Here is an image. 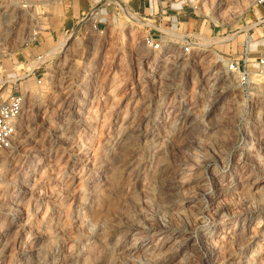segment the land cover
Listing matches in <instances>:
<instances>
[{
	"label": "rangeland",
	"instance_id": "obj_1",
	"mask_svg": "<svg viewBox=\"0 0 264 264\" xmlns=\"http://www.w3.org/2000/svg\"><path fill=\"white\" fill-rule=\"evenodd\" d=\"M21 1L40 21L29 44L14 30L0 41V92H29L0 154V264H264V159L247 150L264 141V44L249 55V88L226 68L246 36L264 41L261 5L186 0L162 14L153 2L152 15L121 0L91 30L100 0ZM131 134V191L110 193Z\"/></svg>",
	"mask_w": 264,
	"mask_h": 264
},
{
	"label": "bare ground",
	"instance_id": "obj_2",
	"mask_svg": "<svg viewBox=\"0 0 264 264\" xmlns=\"http://www.w3.org/2000/svg\"><path fill=\"white\" fill-rule=\"evenodd\" d=\"M1 1V5H3V7H5V10L2 14V23H4V25H2L1 27V31H0V41L2 42L1 45L5 46V42L6 39H8L10 37L11 34L15 33L16 34V38L18 39V42L21 44H29L30 41H32V39L34 38V36L36 35V24L37 22L40 21V17L38 16V8L37 6H35V10H23L25 8H27V5L23 6L21 5L23 2H19L18 0H0ZM10 2V5L6 4ZM9 1V2H8ZM17 2L18 5L20 6H15L14 2ZM59 0H51L48 1L47 6L49 5H55ZM27 3H30L29 0H27ZM127 16L132 17L134 14L133 9H130V11L125 13ZM133 21L139 23V24H144L143 21H141L140 19L135 17H132ZM93 21L90 22V29L92 30L93 27ZM26 28H28L29 31H27V35H25L24 33L26 32ZM248 28V27H247ZM14 32L12 33L11 31ZM8 33V35H6ZM6 35V36H5ZM15 38V37H14ZM16 39V40H17ZM217 39V38H216ZM15 40V39H14ZM15 40V41H16ZM209 41V38H206L205 41ZM212 40V39H211ZM215 40V39H214ZM15 43V42H14ZM204 43V42H203ZM210 43V42H209ZM217 43H219L218 39H217ZM63 45L66 47L68 46L67 44L63 43ZM19 46V45H18ZM71 44L68 46V49L70 50L71 48ZM65 50V49H64ZM63 50V51H64ZM2 52H0V56H1ZM52 54V53H51ZM12 81H16L15 78H13ZM29 85H26V88ZM217 91V89H213V93L215 94ZM10 92L9 88H5L4 90H2L0 92V104L3 102V100L6 98V96L8 95V93ZM22 97H23V106H22V110L25 106V102H26V98H27V92L26 90L22 91ZM33 98V95H30V98ZM21 118V116H20ZM19 118V121H20ZM189 118H187L188 121ZM20 123V122H19ZM59 132H61V134L64 132L63 129L59 128L58 130ZM18 132V131H17ZM137 140V135H128L125 137L122 146L120 148L119 151V157H118V177L114 180V179H110V181L107 182L108 184V191H110V193L112 192H122V194H128L131 191V185L129 183H126V176H131L134 174V168L132 165V156L129 154V149H131L132 145H134V143H136ZM148 145V144H147ZM133 149V148H132ZM248 153L250 152L251 156L253 157V160L258 162L264 159V141L262 140H258L257 142L252 141L251 144L249 145V147L247 148ZM251 150V151H250ZM254 150V152H253ZM2 152H0L1 154ZM115 184L116 189H112L113 185ZM36 212V210H35ZM105 233L102 234L103 237H101V243H103V241L106 238ZM247 244H245L244 242H240L239 241V249L243 250L246 249ZM3 249L4 246H2V248L0 249V258L2 257V253H3ZM246 253L242 254V258L246 257ZM251 257L250 255L247 256V259H243V263H250Z\"/></svg>",
	"mask_w": 264,
	"mask_h": 264
},
{
	"label": "built area",
	"instance_id": "obj_3",
	"mask_svg": "<svg viewBox=\"0 0 264 264\" xmlns=\"http://www.w3.org/2000/svg\"><path fill=\"white\" fill-rule=\"evenodd\" d=\"M22 2L21 0H18ZM146 3H156L161 9V4L164 3L172 4L180 1L186 0H141ZM257 5H264V0H254ZM25 6V5H23ZM115 7V9L122 10L121 0H100L98 4H95L93 7L88 9L87 15H85L86 20L90 22L93 21V29L97 30L100 27L99 21V12L102 8ZM160 13V15H161ZM164 14V13H162ZM155 31L162 34L159 30ZM144 44L152 50H158L161 48V43L159 39H155L152 35H146L143 40ZM251 40L249 36H246L244 41L241 44V54L238 59L239 63H236L234 60H228L226 62L227 72H229L233 77H235L236 82L239 86L243 88H249L252 84L251 71L248 68L249 64V55L251 53ZM190 43L184 41L182 44L183 53L188 55L190 52ZM42 57H38V60H41ZM257 64V73L264 79V50L261 51L256 58ZM40 84V81H37ZM16 84L13 83L12 88L6 99L0 104V152L11 149L16 137L18 130L19 118L22 113L23 106V97L21 91L16 89Z\"/></svg>",
	"mask_w": 264,
	"mask_h": 264
},
{
	"label": "crops",
	"instance_id": "obj_4",
	"mask_svg": "<svg viewBox=\"0 0 264 264\" xmlns=\"http://www.w3.org/2000/svg\"><path fill=\"white\" fill-rule=\"evenodd\" d=\"M261 8H262V11L264 12V5H261ZM146 9L149 10L150 14L154 13V15H156L155 13L157 11H154V9L150 3L149 4L147 3ZM262 15H264V13H262ZM159 17H161V15H159ZM252 39L253 40H252V43L250 45L251 52L255 53V54L259 53L263 48V45H260V44H261V42L264 44V41L260 40V37H256V38H252ZM257 43H259V46H257Z\"/></svg>",
	"mask_w": 264,
	"mask_h": 264
}]
</instances>
